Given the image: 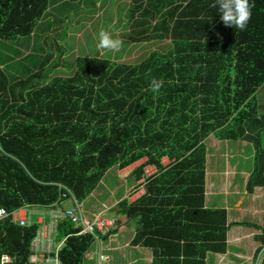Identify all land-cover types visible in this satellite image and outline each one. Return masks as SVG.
Wrapping results in <instances>:
<instances>
[{"label":"trees","instance_id":"trees-1","mask_svg":"<svg viewBox=\"0 0 264 264\" xmlns=\"http://www.w3.org/2000/svg\"><path fill=\"white\" fill-rule=\"evenodd\" d=\"M52 2L0 0L1 51L3 42L30 45L14 66L17 75L0 69V207L10 214L0 221V259L31 264L39 225L21 227L13 213L51 207L63 195L83 203L109 170L142 160L135 180L147 166L157 173L146 179L143 196L120 204L138 222L134 245L151 249L153 264H207L209 254H224L227 212L205 206L206 141L250 143L247 191L264 188V113L256 95L264 85V0L119 1L111 28L124 30L122 48L143 46L145 56L118 62L92 47L93 55L69 66L50 34L52 19L43 21ZM254 8L258 14L250 15ZM241 225L261 231L256 259L264 221ZM80 230L59 224L61 264H84L94 239Z\"/></svg>","mask_w":264,"mask_h":264},{"label":"crops","instance_id":"crops-1","mask_svg":"<svg viewBox=\"0 0 264 264\" xmlns=\"http://www.w3.org/2000/svg\"><path fill=\"white\" fill-rule=\"evenodd\" d=\"M257 8L259 12L260 6ZM256 12L257 9L254 8V10H251L250 15L256 14ZM23 42L25 41H19L18 45L13 43L6 45L3 43L4 50L0 51L6 58L5 60L0 59V69L8 70L11 74L17 75L14 70L18 69V67L14 66L17 65V62H22L23 57L18 59L17 52L18 50L21 51L20 47L24 46ZM248 43H251L250 39H248ZM17 48L18 50H16ZM27 49L30 50L28 43ZM256 93L259 99V113L263 114L264 85ZM206 145L205 206L207 209L226 210L228 224L230 225L227 233L226 252L224 254H209L207 256V264H254L256 253L262 246L256 240L261 231L241 225V223L252 224L246 221L248 217L257 219V225L260 226H262L264 221V206L260 201L262 198L264 199V188H256L253 194H249L247 191V183L252 174L250 161H253L254 166L253 147L247 141H222L213 136L208 138ZM223 146H225V152L223 151ZM236 153L237 157H235ZM231 156H234L233 161H235V164L233 166L229 163ZM238 159L239 162H236ZM164 161H167L168 164L170 163L167 159ZM145 162L146 160H142L124 170L115 168L118 178H126L128 181L122 191H111L110 184L113 182L114 177L111 176L108 179L107 173L109 170L103 177V182H100L101 184L91 194V196L96 195L99 199H96V203L89 211H85L86 217L89 220H93L98 215H102L105 219L114 223L110 232L106 236H102L103 253L110 258L109 261L103 264H153L154 256L152 250L133 243L137 233L138 222L135 220L129 221L127 216L122 213L120 207L122 202L133 203L145 194V188L142 184L143 178L135 180L133 177L134 171L139 169ZM163 164L165 165V163ZM132 190L136 192L135 196L128 199V192ZM107 193L111 195V198L108 197L110 198L109 200L106 198ZM66 202L61 205L63 209H68L66 208ZM28 208L26 207L20 211V216L25 218L26 222H28L29 216ZM30 209L37 213L36 223L38 225L49 221V207H31ZM95 250L96 246L93 245L86 255L84 264H98Z\"/></svg>","mask_w":264,"mask_h":264},{"label":"rangeland","instance_id":"rangeland-1","mask_svg":"<svg viewBox=\"0 0 264 264\" xmlns=\"http://www.w3.org/2000/svg\"><path fill=\"white\" fill-rule=\"evenodd\" d=\"M82 1L83 0H53L50 11L43 20L48 21V17L52 19L50 24L54 26L52 27L50 34H54L52 35L53 37L55 35L58 36V42L62 44L63 50L66 53L63 59L64 61L61 63L62 65L69 66L78 55H93L91 53L92 47H94V53L99 56H103L111 51V55L118 62L136 63L145 56L147 49L143 46H128L125 49L122 48L121 42L125 41L123 36L124 30L122 28H111L113 23H116L117 16L120 13V8L117 6V3L119 1L122 3L123 0H87L85 2L87 9L81 11V8H83ZM64 4L68 5H65L64 8H62ZM60 6H62L61 9ZM78 7H80V9H78ZM59 9L61 12L58 11ZM40 26L41 28L38 30V37L44 35L42 32L44 27L42 28V25ZM246 29L247 27L244 25L245 32ZM243 37L247 42L250 38V34L246 33ZM11 43H14V41L5 44ZM23 43L24 46L20 47L21 51L18 50V48L16 49L19 52H17L18 59L22 57L24 58L26 54L30 53L29 49H27V43ZM1 48L2 44L0 45V50H2ZM43 55L44 54H40L38 58L45 57ZM223 151H226L225 146H223ZM235 157H237V153ZM233 158L234 156H231L229 160L231 166L235 164ZM164 160L163 163L168 166V162ZM236 162H239V159ZM252 162L250 161L249 163L251 172H253L252 168L254 167ZM107 174L109 177L108 179H110L111 176L114 177L113 182L110 184L112 192L115 190L122 191L125 185H127V179L118 178V173L115 168H112ZM102 182L103 179L101 183ZM108 197L111 198V195L107 193L106 198ZM97 198L99 199L96 195L91 196L83 202L85 211L90 210V208L96 203ZM110 198H108V200ZM260 201L264 206V199L262 198ZM70 207H72V203L66 202V208ZM28 211L29 216L27 224L36 223L37 213L30 208H28ZM256 220L257 219H253V217H248L246 219L247 222H251L253 225L258 224V220Z\"/></svg>","mask_w":264,"mask_h":264},{"label":"built area","instance_id":"built-area-1","mask_svg":"<svg viewBox=\"0 0 264 264\" xmlns=\"http://www.w3.org/2000/svg\"><path fill=\"white\" fill-rule=\"evenodd\" d=\"M157 173L155 167L147 166L144 168V178L142 184H146V179L154 176ZM135 191L128 192V199L135 196ZM71 202L72 207L63 209L61 205L64 202ZM50 208V219L47 223L42 222L39 225V230L35 239L31 244V264H61L58 259V253L62 248L64 241L58 242V226L61 222L69 221L75 225L76 228H81L78 235H91L94 239L93 245L96 246L95 255L98 260V264H103L110 260V258L104 255L102 236H106L110 229L113 228L114 223L107 220L102 215H98L93 220H89L86 217L83 203H79L74 196L67 197L63 195L60 201ZM25 209V208H24ZM23 210V209H21ZM13 213V221L21 227L27 226L25 218L20 216V211ZM10 217V214L0 207V221H3ZM264 255V250L260 252L259 256L254 259V264H261ZM0 264H12V259L9 256L3 255L0 259Z\"/></svg>","mask_w":264,"mask_h":264}]
</instances>
